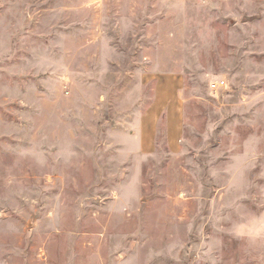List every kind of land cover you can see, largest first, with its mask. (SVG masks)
Wrapping results in <instances>:
<instances>
[{
  "label": "rangeland",
  "instance_id": "obj_1",
  "mask_svg": "<svg viewBox=\"0 0 264 264\" xmlns=\"http://www.w3.org/2000/svg\"><path fill=\"white\" fill-rule=\"evenodd\" d=\"M0 264H264V0H0Z\"/></svg>",
  "mask_w": 264,
  "mask_h": 264
},
{
  "label": "crops",
  "instance_id": "obj_2",
  "mask_svg": "<svg viewBox=\"0 0 264 264\" xmlns=\"http://www.w3.org/2000/svg\"><path fill=\"white\" fill-rule=\"evenodd\" d=\"M177 121L175 125L172 127V129L169 130L168 134V140H169V145L176 151L178 144H179V138H180V126H179V121L180 119L177 118L175 119Z\"/></svg>",
  "mask_w": 264,
  "mask_h": 264
},
{
  "label": "built area",
  "instance_id": "obj_3",
  "mask_svg": "<svg viewBox=\"0 0 264 264\" xmlns=\"http://www.w3.org/2000/svg\"><path fill=\"white\" fill-rule=\"evenodd\" d=\"M225 87H226V83L224 80L214 81L210 85L211 91L215 93L225 89Z\"/></svg>",
  "mask_w": 264,
  "mask_h": 264
}]
</instances>
